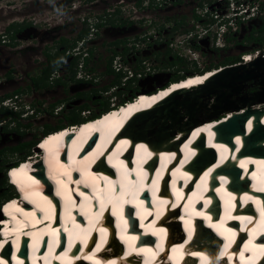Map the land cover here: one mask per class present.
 Masks as SVG:
<instances>
[{"label":"bare ground","instance_id":"1","mask_svg":"<svg viewBox=\"0 0 264 264\" xmlns=\"http://www.w3.org/2000/svg\"><path fill=\"white\" fill-rule=\"evenodd\" d=\"M245 56H247L244 59L246 62L253 61L252 56ZM217 69H222V67L212 69L201 74L188 76L180 81L171 83L169 86L160 88L158 91L153 93H150L149 90L143 91L137 94V96L135 97L136 100L127 102V106H124L123 109H121L119 112L112 113V115L105 117L102 120L98 119L97 122L84 127L80 132H76V129H72L71 133L65 131L59 133L58 135H53V133L55 132L54 131L44 136L38 144L43 145L44 148H49V150L47 151L48 153L45 162H39V158H33L27 161L25 160L21 162V166L12 167L9 169V174L7 173V178L8 175L10 177L8 178V180H11L12 183H16L19 187H21L24 196L27 198V202L24 204V208L27 213L29 211H31V213L25 217L22 216L21 212L23 208L20 209L21 205L19 201L15 200L14 198L9 199L8 201H11L4 205L2 211L3 214L10 215L13 218L9 220L7 224L14 227V223H16L17 226H15L16 228L13 229H10L9 227L5 228V233H9L8 237H10V233L14 234L15 242L11 240V244L15 248L12 254V260L9 259L8 251V256H6L5 258L3 257V255L0 256V264H29L28 262H32L34 264H58V262L61 263L62 251L58 248L59 243L57 239H59V237L62 235L79 231L81 235L85 234V237H78L82 244H84L86 241V236L89 235V231H85L87 230L85 221L90 222V216L94 218L96 215H99L101 213L100 210L95 212L94 209V206L97 205V199L98 204L100 202L102 206H107V211H109L114 205H116L117 208L119 207V214L114 213V215L119 217L116 221L118 226H120V224L125 225L118 227V229L120 228V233L124 235L122 239L129 237L132 241L133 246H131L129 250H132L134 252L138 251L146 253L149 255V257H153L157 250L153 249L151 246L145 245L144 243H138L137 241H135L138 235L133 234L134 232L129 231V229L131 223L133 225L140 223L141 229L139 232H142L140 236L143 240V237L147 236L146 234L148 231H150L151 234H154L156 232L157 234L161 235L163 227L155 226L154 223L156 218L154 221L151 218L153 217L154 213H157L158 215L161 213L162 204L159 201L169 200V194H164V192L158 194L155 198L150 200L152 208H143V204L146 203V194L144 195L146 191L145 188H136L133 191L135 193V196H132L133 186L137 185V178L139 176L138 171L134 172L131 170H127V176L125 178L118 176L120 175V164L122 169L127 165L125 158H123L120 154L123 149H116L114 155L116 154L117 156H111L109 159H107V162L110 163V165L111 162H113L112 170L113 173H116L115 175L118 177L113 178V176L110 175L106 176L105 174H100L99 172H97V169L93 168V163L91 162H93L95 159V161H97L98 157L104 156L105 149L103 147V143L107 144L106 138L102 141L103 143L100 142L99 145L94 148L93 152H90L87 155L85 153L81 156L78 155L80 146H82L87 140L85 137H83V135H86L88 133L90 135L92 133L91 129L93 128L96 132L99 133V136L101 135L99 130H102V134L109 138L114 135V130H118L123 120H129L130 124L128 128L132 135H141L144 136L146 141L150 139V141L153 140L157 142H164L165 145H168L172 149L176 148L175 151L173 150L166 153V155H168L170 158L174 157L177 153V149L180 148L182 152V159L180 160L178 166L174 168V164L177 163V159L173 164H170L168 168H166V166L169 165L168 163H170L172 160L164 165L167 173H169L170 176L174 180H176V186H173L174 193H171L170 196L172 200L168 201V203H170L169 205H166L164 209L167 211L168 215H176V212H171L170 207L178 205L183 206L184 204H186V198L184 196L188 195L189 193V190H179V188H183L187 180H189L188 178L192 175L187 166H189L190 169H194L197 167L198 160H203V158L198 159L199 153L196 147L193 146L190 148V144H185L183 147H179L183 139L186 138L187 135H189V138H192V140L204 135L206 137V145L205 147H203L205 151L202 153L203 155H208L207 151L211 149H207V144L213 143L214 136H216L215 134L218 133H216L214 129L216 126H218V124H220V119H226L227 121V116H232L239 113L241 114L244 108L255 103L256 106L263 108L261 114L259 115V118L264 121V102L260 101L261 97L250 98L249 100H241L238 101V104H232L229 103V101L226 102L228 99L227 97L234 93V90L238 89L236 85L243 80V76L228 77L221 81L219 80L218 82L214 83L212 86H208L207 88H199L216 73ZM249 72V70L244 72V75L250 74ZM212 93L213 95H215V104L212 106L215 112L208 115L205 114L206 116L194 118V115L197 112L198 106L196 107V105L198 104V99L201 96ZM179 98H182V102H180L179 104L180 106H178L177 104ZM142 109L149 110L137 113V111ZM224 111H227L228 113L225 116H219ZM209 112H211V110ZM200 113L202 114L203 112ZM201 114L199 115L201 116ZM198 120L199 122H218L217 124L205 123L195 126ZM252 120H254L253 113L250 114L248 121L245 124V131L248 132L251 128ZM237 121V118L233 120V122L232 120H228V123L225 124L223 128H229L233 126L236 127V125H238ZM63 129H66V127H63L60 130L63 131ZM181 134L183 135V139L179 138ZM75 135L77 136V147L74 148L71 143L74 142V139L72 138ZM232 143L233 146H231L230 144L229 146H226L224 143H221L219 145L215 144L216 146L214 145L216 149L220 150L219 159L213 166H206L201 170L202 172L200 175V182L205 183L203 187L201 186L202 188L200 187V189L194 192V194L189 195V197H192L193 199L192 201H189L187 203L188 207L190 208V212L194 211L193 203L195 204L198 201H203L204 208H207L208 204L210 208L216 205L215 202L209 203L212 200L210 191L216 189L215 185L212 184L215 178L221 180L229 177L230 175L231 186L232 178L237 181L236 175L238 173V168L234 165H231L229 160L234 159L235 165L239 164V161H242V159L238 160V158H236V151L241 145V136L239 134L233 136ZM41 145L39 147L36 146L38 147L39 151L40 148H42ZM157 146H159V144H154V147ZM71 151L72 153H70ZM68 153H70V156L68 157L69 162L65 163L63 158L64 156H66V154L68 155ZM142 153H144V151ZM137 154L139 155V153ZM212 154L214 155L213 152ZM190 159H192L190 163L194 161V159L195 161L190 164L188 163ZM34 160H36L37 163L33 162ZM245 162L247 164L245 166L244 174L239 177V181L237 183L238 185L247 182L246 177L250 176V169L254 164L256 171L253 173V175H255L257 179L264 180V174L262 172V168L264 167L263 160H256L254 161V164L249 163V159H246ZM40 165L43 168L44 174L46 173L45 178L48 183L49 181L55 182L60 186L58 192H56L57 196L61 198L64 195L65 216L63 223L64 230H66L64 233H62V229L57 226L61 209H55L50 217L47 215V211H50V207L48 206V204H50L51 201L49 200L50 197H44V195L41 193V190L46 189V184H44L43 180L40 179V174L42 173V170L38 168ZM218 165H221L223 169L218 172L214 171V168ZM140 182L141 185L145 184V182L139 180L138 183ZM145 187L147 189L148 185H146ZM254 189L255 191H246L240 194V197H243V202L240 203V209H247V212H238L237 214H234L232 216L233 220L239 217L238 220L240 221V230L244 232V234H240L241 238L244 239L246 233H248V240L244 243L243 246L244 250H247L248 253L244 254V252L242 251L239 254V259L242 264H254L259 255L264 250V247H261V245H264L263 243H255V238L258 236V234L264 233V208L262 210V204L264 205V184L261 186H257ZM81 193H83V195H81ZM237 195L238 194L232 192V190H227L226 193H224L220 197V200L222 202L226 200L230 202L231 198H234ZM121 196L124 197H122L123 201L119 206V204L116 203V200ZM238 202L239 201H237L235 205L238 204ZM39 203H41L42 205H47V207L45 208L43 206L44 208L42 209V212L44 214L38 216L37 212L39 211ZM124 203H126L125 207ZM226 204H228V202ZM136 207L138 208L137 210H135ZM258 207H260V209ZM85 208L86 211L84 212ZM197 208H199V206H197L195 209ZM253 208H256L258 212L257 219L256 212L253 211ZM125 210L130 212L134 210L135 217H133V220H131L130 216L124 215V213L126 212ZM83 212L86 215V217L84 218ZM198 212L203 217L204 226H197L199 231L196 233L195 241L192 245L195 246L196 242L202 241V244H207L206 246H208L212 244V242H214V238H218V235L223 240L227 239L229 242H226V245L229 246L232 243L230 241L233 238V235L235 236L238 230L232 228L233 226L226 225L225 222H216L214 220H211L210 212L208 210H201ZM3 214H1V216ZM248 217H252V219L248 220ZM0 220L3 221V218H1ZM81 220L85 221L83 222ZM103 220L110 221V219L106 218V215L103 217ZM98 229L99 226H97V231L95 233V236L93 237L94 240H96L99 235ZM178 229L180 230V228L175 226L174 230H172L173 236L176 237ZM104 232L105 228L103 226L101 228V233ZM192 234L193 233L191 229H188L186 231L185 246L191 244ZM8 237L6 238L7 240H9ZM113 238H116V236L110 237L109 241L105 242L106 247L114 244L115 240ZM28 239H33L29 248L35 257L28 260L26 257H24L22 250L18 254V256L20 257L15 258V253L19 251V242L25 240L28 241ZM46 241V248L47 251H49V255H44L43 248ZM33 242L35 243L34 247ZM1 246L2 243L0 242V248ZM183 247V245H178L175 248L179 249ZM198 247L201 248V246ZM92 248H94V246L88 247L87 249L83 250L84 252L82 254H78L77 252H74L73 254L71 253L70 255H68L64 264H72L73 262V264H92L94 262H101L99 259H96L94 256L89 254ZM70 249L71 246L69 247V250ZM113 249L117 250V245H114ZM206 249V251L200 253H195L194 251H189L187 249H180L178 253L179 256H181L182 254L189 251L195 256H203L202 258L204 259L202 261L206 263L205 261L214 259V257L217 255L215 249ZM164 253L165 250L160 255V257H162ZM110 255H112L113 257H117L113 253ZM233 255H235V253L231 251L225 253L226 258L233 260L229 261L231 264H234L236 261L231 257ZM247 255L249 256L247 257ZM132 256L133 255H131L130 257ZM71 257H73V260ZM175 259L176 256H174V260ZM182 260H184V262H181V264H185L188 261H191L189 257H187L186 259L182 258ZM220 260L221 261L216 263L223 264L224 259ZM122 263H125V261H118L117 264ZM109 264H114V261H111ZM175 264L178 263L175 262Z\"/></svg>","mask_w":264,"mask_h":264},{"label":"rangeland","instance_id":"2","mask_svg":"<svg viewBox=\"0 0 264 264\" xmlns=\"http://www.w3.org/2000/svg\"><path fill=\"white\" fill-rule=\"evenodd\" d=\"M86 1L0 0V41H10V43H6L8 44L7 47L0 43V128L3 127L2 132H0V150L3 151L0 156V208L2 204L15 196L12 189L8 187L7 170L16 163V166H19L22 161L31 157V159L39 158H35L34 147L30 148L29 145L34 141L37 144L43 138L45 130L59 126L70 127L69 122L72 117L82 122L88 116L93 117L99 114L102 107L110 110L112 106L119 105L132 94L134 97L131 100L143 91L156 92L166 86L174 76L187 77L201 74L204 72L205 67L210 66V70H212L223 66L220 63L223 62L224 57L240 56L241 60L242 55L259 48L252 46V42L256 44V41L251 40L246 43L247 48L245 50H232L230 54H224L220 51L208 53L204 51L205 49L202 50V48H206L207 44L216 50H221L222 47H218L217 44L224 47L228 45V42L232 44L233 42L230 40L241 32V29H239L236 33L221 37L216 44L215 35H212V33L203 35V30L211 23L212 18H199L200 21L197 22L196 20L198 24L196 22L192 23L191 18H174L175 16L189 15L190 11H193L195 15L199 11L195 10L197 4L207 3L210 0H192L189 6L181 7V9L176 6L172 7L174 3L167 4L166 7L150 13L152 14L149 18L150 23L135 27L126 25L124 19L121 21L120 18H126V15H122L117 11L110 18H118L117 20L121 21L122 24L115 23L112 26L106 23L100 29L93 28L94 22L99 19L94 18V16L99 14L100 18H109L107 11L116 8V2L119 0H103L101 3L98 0ZM90 4H101V6L99 10L95 8L90 10ZM74 7L77 9H73ZM179 19H182L185 24L175 28L173 23L177 25ZM98 24L99 22H97ZM186 24L188 26L191 24L197 25L195 30L198 33L191 31V28L186 27ZM11 25L15 26L7 33ZM18 26H24L25 30H28V32L33 31L36 35L31 34L27 37L16 38L13 41L10 36L18 29ZM107 29L115 30V32L107 34L108 37L105 42L125 40V43H120L117 46L104 43L103 47H107L110 52L114 50L115 53H120L124 44L141 35H146L150 39L151 37L155 39V36H157L159 40H162V42L158 41L156 44L149 46L143 52H134L135 55L131 56L134 61L130 73L137 74L131 82L126 80L124 71H115L114 61L117 54L111 56L108 53L106 57L102 55L104 49H101L102 44L99 42L103 37L95 36L99 35L100 31H106ZM211 30H216V27L211 26ZM49 31L53 33L55 38L54 47L57 45L59 35L65 37L69 41L68 44L72 46V42L78 34L81 32H84V34L80 40L76 41L73 48L62 55H59L60 52L55 53V49L48 48L49 54L54 56L55 63L53 67H50L48 74H44L42 72L45 68L43 55L44 51L47 50V44L50 46L51 40H48L47 44L36 42V40L39 41L37 36ZM190 33L194 37L186 45V36ZM33 38L36 40H33ZM226 39L229 40L226 41ZM176 44L177 48H174ZM27 46H29V49H25ZM60 47L58 46V48ZM17 49H22L21 52H25L27 57L24 58L17 54L12 56L5 54L9 50L11 53L16 52ZM79 50L80 52L89 50L90 53H87V55L90 54L95 57L100 53V61L96 62L93 59L82 69L81 58L87 55L78 53ZM4 55L9 59H4ZM104 59L108 60L112 74L107 72ZM137 67L138 69H136ZM249 71L250 74L242 77L243 80L236 85L238 89L227 97L226 102L238 104V101L241 100L260 97V101L264 102V70L263 68H257ZM31 78H34L35 85ZM127 78L129 77L127 76ZM113 82L116 83V86ZM15 89H20V92H22L20 95L18 94L17 98L12 93ZM5 96L12 99L6 100L7 97ZM181 100L182 98L178 99V106H180ZM19 103L21 104L20 107ZM214 104L215 95L213 93L201 96L196 105L198 107L194 118L215 112L212 108ZM27 110L28 113H25ZM210 110L211 112H209ZM227 113V111H224L219 116H225ZM54 131H57V129L52 132ZM24 145L25 148L21 151L11 152L9 150ZM35 148L38 150V147ZM22 157L23 160L21 161L20 158ZM35 163L37 162L35 161ZM4 177L6 178L5 186L2 184ZM1 214H3L2 211Z\"/></svg>","mask_w":264,"mask_h":264},{"label":"built area","instance_id":"3","mask_svg":"<svg viewBox=\"0 0 264 264\" xmlns=\"http://www.w3.org/2000/svg\"><path fill=\"white\" fill-rule=\"evenodd\" d=\"M98 1L101 3L103 0ZM175 1L176 0H137L129 2L119 0L116 2V8L111 11L108 10L107 12L109 18L117 13V11L122 15H126V18H120V20L122 21V19H124L126 25H132L135 27L140 24L150 23L149 18L152 15L150 14L151 12L160 10V8L166 7L167 4H173ZM77 8L74 7L73 9ZM195 10H199L195 14L198 18H212L215 23H219L214 31L211 30L210 24H208L203 30L204 36L211 33L212 35H215L217 44L221 37L236 33L242 25H246L249 21L264 18V0H210L207 3H198ZM94 18H100V15L97 14ZM106 19L107 18H102L100 21L106 24ZM98 21L99 19L95 22ZM121 21L116 20V23ZM93 28H95L94 25ZM186 37L185 43L188 45L189 40H191L194 35L190 33ZM149 39L150 38L146 35H141L135 39L129 40L128 43L124 44L122 47V51L116 53V60L114 61L115 71H124L126 73L125 78L127 81L135 79L137 75L130 73L134 61L131 56L135 55L134 52H143L145 49H148L149 46L161 41L157 36H155V39H153V37H151L150 40ZM178 45L180 46L181 44L179 43ZM217 45L218 47H224L223 45ZM174 48H177V44ZM245 55L252 56L253 60L258 56L264 58V45L262 48H257ZM245 55L241 56L240 62L248 63L244 60L247 57ZM127 76L129 78H127Z\"/></svg>","mask_w":264,"mask_h":264},{"label":"flooded vegetation","instance_id":"4","mask_svg":"<svg viewBox=\"0 0 264 264\" xmlns=\"http://www.w3.org/2000/svg\"><path fill=\"white\" fill-rule=\"evenodd\" d=\"M87 2H88V0H87ZM190 2H192V0H176L175 1V3H174V5H172V7H178V8H180L181 9V7H184V6H189V4H190ZM94 4H92L91 5V8H90V10H93L94 8L96 9V10H99L100 9V6H101V4H96V5H94ZM192 10V9H191ZM180 15V14H179ZM174 18H191V22L192 23H194V22H196V16L193 14V11H190L189 12V15H180L179 17L178 16H175ZM198 21H200V20H197V22ZM196 22V23H197ZM119 23V25H121L122 24V22H118ZM263 23H264V21L263 20H260V19H254V20H252V21H249L246 25H242L241 27H240V29H241V32L239 33V34H237V35H235V36H233V38H232V40H230L231 42H233L232 44H229V42L227 43L228 45L227 46H225L224 48H221V50H216L215 48H213V47H211L210 45H206V48H202V50H204V51H207L208 53H216V51H220L221 53H224V54H227V53H229L230 54V52L232 51V50H235V51H243V50H245L246 48H247V45H246V43L248 42V41H250V40H248V38H250V36L251 35H255V36H257L258 35V33H259V30L262 28V26H263ZM182 24H185V23H183V20L182 19H179L178 20V24L176 25V24H174L173 23V25H174V27L176 28L177 26H179V25H182ZM198 24V23H197ZM11 26H15V25H11ZM173 27V28H174ZM186 27H189V28H191L190 30L191 31H195L196 32V34L198 33L196 30H195V28L197 27V25H194V24H191V25H189L188 26V24H186ZM207 27V26H206ZM18 28H20L19 26H18ZM116 28H117V26H116ZM25 28L24 29H22L21 31H16V32H14L13 34H14V39H13V41L14 40H16V38H22V37H27L28 35H36L33 31L32 32H28V30H25ZM22 31H24V32H22ZM22 32V33H21ZM115 32V30H110V29H107L106 31H100V34L99 35H97V34H95V35H97V36H95V37H98V36H101V37H103V38H101L100 39V44H102V46H101V49H104L103 50V56H107V54L108 53H110L111 54V56H113L114 55V50H111V52L110 51H108L107 50V47H103V45H104V43H106V44H108V45H112V46H117V45H115V42H117V41H119V40H113V41H107V42H105V40H106V38L108 37V35L107 34H109V33H114ZM7 33H8V31H7ZM19 33H21V34H19ZM13 34H11V36H10V39L12 40V35ZM21 35V36H20ZM38 38H39V41H37L36 39H34L33 38V40H36V42H40V43H42L43 44V42L45 43V44H47V41L48 40H51V44H50V46H48V44H47V46H46V48H47V50L46 51H44V63H45V66H46V64H47V62H48V58H47V55L49 54V52H48V48L49 49H55V53H57V51H62L63 49H65L66 51L65 52H68L69 51V49H71V48H73V46L72 47H70L69 48V44H68V40H66V38L65 37H63V36H58V42H57V45L54 47V40H55V38H54V35H53V33H51L50 31L49 32H47V33H45V34H40V36H37ZM209 38V37H208ZM61 40H66L67 41V44H66V46H61L60 48H58V46H60V41ZM161 40V39H160ZM229 40V39H228ZM227 39H226V41H228ZM160 42H162V40L160 41ZM0 43H3V46H6V45H8V44H6V43H10V41L8 40V41H0ZM154 44H156V43H154ZM153 44V45H154ZM53 45V46H52ZM165 45V44H164ZM257 45V43L256 44H254V42H252V46H256ZM52 46V47H51ZM7 47V46H6ZM227 47V48H226ZM15 48V47H14ZM25 49H29V46H27ZM57 49V50H56ZM218 49V48H217ZM35 50V49H34ZM122 50V49H121ZM22 51V49H17L16 50V52H13V53H11L10 52V50H9V52L8 53H5V54H10L9 56H12L13 54L15 55V54H17L18 56H23L24 58L25 57H27V55H26V53L25 52H21ZM81 53H83L84 55H87V53H90V51L89 50H87V52H81ZM22 54V55H21ZM33 54H35V52H33ZM53 59H54V56L53 55H51V54H49ZM98 56H92V55H90V54H88L86 57L85 56H83L81 59H82V63H81V68L83 69V68H85V65L87 64V63H89L91 60L93 61V59H95L96 60V62H98V61H100L99 60V56H100V53L99 54H97ZM4 57V59H9V57H7L6 55H4L3 56ZM104 57V58H105ZM225 58H229L228 56L227 57H224V60H225ZM106 59H110V58H106ZM223 60V61H224ZM104 61H105V65L108 67L109 66V63H108V60H105L104 59ZM107 69V68H106ZM43 72V71H42ZM44 73V72H43ZM45 74V73H44ZM31 81L33 82V84L35 85L36 84V82H35V80H34V78H31ZM12 93H14V96L17 98L18 97V94L20 95L22 92H20V89H15L14 90V92H12ZM80 95V94H79ZM5 97H7V99L6 100H11L12 98L11 97H9V96H5ZM9 97V98H8ZM1 100V99H0ZM32 111V110H31ZM27 113H28V111H27ZM2 129H3V127H1L0 128V132H2ZM9 150H11V149H9ZM3 154V151H2V149L0 150V156Z\"/></svg>","mask_w":264,"mask_h":264},{"label":"trees","instance_id":"5","mask_svg":"<svg viewBox=\"0 0 264 264\" xmlns=\"http://www.w3.org/2000/svg\"><path fill=\"white\" fill-rule=\"evenodd\" d=\"M199 18L196 16V20H198ZM116 20L117 19H115V18H107L106 19V23H108V24H110V25H115V23H116ZM260 20H263L264 21V18H260ZM14 26H10V28L7 30L8 32L10 31V29H12ZM25 27L24 26H21L20 28H18V29H16L14 32H16V31H21L22 29H24ZM84 34V32H81V33H79L78 34V36H77V38H75L74 40H73V42H72V46H74L75 45V43H76V41L77 40H80L81 39V37H82V35ZM12 40L14 39V34L12 35ZM248 40H254V41H256V43H257V47H259V48H262V46L264 45V23H263V26H262V28L259 30V33H258V35L257 36H253V35H251L250 36V38H248ZM120 43H125V40H123V41H117V42H115V45H119ZM66 44H67V41L66 40H61L60 41V46H66ZM72 46H69V48L70 47H72ZM65 49H63L62 51H57V53L58 52H60V54L59 55H62V54H64L65 53ZM124 52V51H123ZM116 53L114 52V55H115ZM47 58H48V62H47V64H46V66H45V68L43 69V72L45 73V74H48V71H49V69H50V67H53V65H54V59L48 54L47 55ZM241 60H240V56H237V57H229V58H225V60L223 61V62H221L220 63V65H229V64H232V63H236V62H240ZM136 69H138V67L136 68ZM205 70L204 71H208V70H210V66L209 67H205L204 68ZM107 72L109 73V74H112V71L110 70V67L108 66L107 67ZM119 77V76H118ZM185 77H179V76H174L173 78H171V80L169 81V84L170 83H173V82H177V81H180V80H182V79H184ZM134 80V79H133ZM133 80H130L129 82H131V81H133ZM113 84H114V86H116V83L115 82H113ZM39 86V85H38ZM134 96H133V94L131 95V96H129L128 98H125L123 101H122V103H120L119 105H122L123 103H126V102H129V101H131V99L133 98ZM103 106H104V104H102ZM109 109H107V108H104V107H102L101 109H100V111H99V114H97V115H95V116H93V117H98L99 115H101V114H103V113H105L106 111H108ZM93 117H91V118H93ZM83 121V120H82ZM79 123H81V122H79L76 118H70V122H69V126H73V125H77V124H79ZM61 128H63L62 126H59V127H57V128H54V129H47V130H45L44 131V136H46L47 134H49V133H51L53 130H60ZM43 136V137H44ZM35 144H36V142L34 141V142H32L29 146H30V148H33L34 146H35ZM25 148V145L24 146H16V147H14V148H11V152H18V151H21L22 149H24ZM20 160L22 161L23 160V157L22 158H20ZM17 164V163H16ZM16 164H14L13 166H11V168L12 167H14V166H16ZM9 178V177H8ZM2 184H3V186H5L6 185V178L4 177L3 178V181H2ZM8 187H10V189H12V187L9 185ZM12 191H13V189H12ZM14 192V191H13ZM13 195V194H12Z\"/></svg>","mask_w":264,"mask_h":264},{"label":"water","instance_id":"6","mask_svg":"<svg viewBox=\"0 0 264 264\" xmlns=\"http://www.w3.org/2000/svg\"><path fill=\"white\" fill-rule=\"evenodd\" d=\"M221 67H222V69H217L216 73L211 78H209L205 82V84L201 85L199 88H207L208 86H210V85L212 86L214 83L218 82L219 80L221 81V80L228 78V77H233V76L234 77H238V76L246 77L248 74L244 75V72H246L248 70H253V69H257V68H263L264 69V58H262V56H258L253 61L248 62V63L236 62V63H232L229 65H223ZM208 71H210V70H208ZM204 72H206V71H204ZM167 85H169V83ZM166 86H164V87H166ZM172 97H173V95H172ZM236 118L237 117H234V119H232V122Z\"/></svg>","mask_w":264,"mask_h":264},{"label":"clouds","instance_id":"7","mask_svg":"<svg viewBox=\"0 0 264 264\" xmlns=\"http://www.w3.org/2000/svg\"><path fill=\"white\" fill-rule=\"evenodd\" d=\"M100 20H102V18H99V21H98L99 24H98V25H97V22L94 23V26L97 27L98 29H100V28H102V27L105 26V23H102ZM227 21H228V20H227ZM225 22H226V21H225ZM210 25H211V26H215V27L217 28L218 25H219V23H215L214 20H211ZM78 53H81L80 50L78 51ZM16 100H17V99H16ZM20 106H21V104L19 103V107H20ZM27 111H28V110H27ZM17 112H18V111H17ZM25 113H27V112H25ZM38 143H39V142H38ZM38 143H37V144H38ZM37 144H36V145H37ZM36 145L34 146V151H35L36 153H39L38 150H36V148H35ZM36 153H35V154H36ZM36 158H37V157H36ZM26 161H27V160H26ZM22 162H23V161H22ZM20 164H22V163H20ZM19 166H20V165H19ZM14 167H15V166H14ZM10 168H11V167H10ZM10 168H9V169H10ZM9 169H8V170H9ZM8 170H7V173L10 172V171L8 172ZM7 173H6V178H7ZM8 181H9V180H8V178H7V182H8ZM8 185H10L9 182H8ZM10 186H11V185H10ZM11 187H12V186H11ZM12 189H13V188H12ZM13 191H14V190H13ZM14 193H15V192H14Z\"/></svg>","mask_w":264,"mask_h":264},{"label":"snow or ice","instance_id":"8","mask_svg":"<svg viewBox=\"0 0 264 264\" xmlns=\"http://www.w3.org/2000/svg\"><path fill=\"white\" fill-rule=\"evenodd\" d=\"M93 143H95V141H93ZM41 147H43V145H41ZM89 147H91V145H89ZM138 147H143V146L141 145V146H138ZM81 195H83V193H81ZM237 219H239V217H237ZM247 219L251 220L252 217H248ZM261 247H264V245H261Z\"/></svg>","mask_w":264,"mask_h":264}]
</instances>
